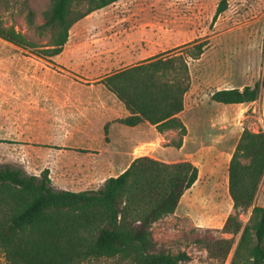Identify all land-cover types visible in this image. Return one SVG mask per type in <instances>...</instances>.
<instances>
[{"label":"rangeland","instance_id":"1","mask_svg":"<svg viewBox=\"0 0 264 264\" xmlns=\"http://www.w3.org/2000/svg\"><path fill=\"white\" fill-rule=\"evenodd\" d=\"M219 1L120 0L77 22L63 53L52 60L40 58L0 38V110L4 116L14 111L23 117V112L26 115L30 112L29 119L57 126L39 127L41 132H37V136L52 138L55 134L51 131H58L60 120L56 119L55 112L48 115L45 104L41 107L33 104L35 110L29 111L28 102L34 101V96L45 90V82L58 79L78 85L83 110L78 137L75 136L73 142L86 148L54 152L70 166L68 171H59L58 178L78 185L79 191L93 190L124 169L114 163L128 164L144 155L189 160L197 165L199 178L186 191L175 214L153 228L155 237L171 247L174 253L187 251L192 257L190 264H216L198 241L231 237L218 231L234 212L228 189L229 162L245 128L264 131V86L259 99L252 103L229 105L211 99L217 90L242 89L261 81L264 0H229L228 9L213 22ZM50 4L51 0H0V15L6 25H13L45 43L50 34L39 35L38 27L44 23V11ZM200 42L206 44L202 54L198 58L187 57L192 84L182 114L188 128L183 148L176 147L177 131H165L161 137L156 130L142 126H122L117 135L108 131L106 139L101 125L103 114L87 117L85 101L96 89L104 87L100 84L104 77L156 55L185 53ZM65 86L51 87L50 96L64 95L62 92L66 90L71 94L73 88L70 84ZM23 120L30 122L22 118L15 122H21L23 126ZM1 122L5 125L7 121ZM9 144L8 141L0 144V166L23 168L28 174L45 169L44 166L26 169L23 163L6 162L8 155L14 154L9 150ZM39 153L31 154L39 156ZM103 159H109L111 166L100 168L98 164ZM261 183L255 203L264 206V179ZM249 215L242 216L245 222ZM235 260L234 248L226 264H245ZM0 264H8L1 249ZM87 264L129 263L118 258H100Z\"/></svg>","mask_w":264,"mask_h":264},{"label":"trees","instance_id":"2","mask_svg":"<svg viewBox=\"0 0 264 264\" xmlns=\"http://www.w3.org/2000/svg\"><path fill=\"white\" fill-rule=\"evenodd\" d=\"M118 1L51 0L38 27L39 35L50 34L45 43L6 25L0 15V38L52 60L63 52L77 22ZM228 7L229 0H220L213 22ZM205 46L200 42L185 53L156 55L104 77L101 83L130 113L117 122L133 127L147 121L160 133L177 131L176 147L181 148L188 128L180 113L192 84L187 57L198 58ZM263 86L264 70L254 85L220 89L211 99L224 104L255 102ZM228 174L234 212L218 231L231 237L198 242L216 264H226L234 248L235 261L264 264V206L255 203L264 177V131L243 130ZM198 178L199 168L189 160L165 162L144 155L118 176L107 178L102 188L72 191L55 187L48 169L34 175L0 166V249L8 264H87L100 258L190 264L187 251L174 253L155 237L153 228L175 214ZM248 214L245 222L242 216Z\"/></svg>","mask_w":264,"mask_h":264},{"label":"crops","instance_id":"3","mask_svg":"<svg viewBox=\"0 0 264 264\" xmlns=\"http://www.w3.org/2000/svg\"><path fill=\"white\" fill-rule=\"evenodd\" d=\"M63 53V52H62ZM57 57V56H56ZM43 86L45 90L42 92H39L36 96H34V101H29L28 104V110L33 111L35 110V105L33 104H39L41 107L42 104L46 105L45 111L48 113V115H51V113H56V119L60 120V125H58L59 129L56 132L51 131L54 136L52 138H42L41 136H37V132H41L38 128L39 127H45L50 126L52 128H55L57 126H51L49 123H41V122H35V119H29V115L25 112L22 113L23 117L19 116L18 113H15L14 111L12 113L7 112L6 116L3 115L2 111L0 110V144L3 141L10 142L9 144V150L12 151L14 154L11 156L8 155V159L6 162L12 163V162H19L24 164V168H37L44 166L43 168L48 169L50 172V178L52 180V183L55 187L59 189H67L72 191H79L76 189L78 185H75L74 183H70L69 180H65L62 178H58L57 174L59 171H66L69 170V163L64 161L63 159L57 157V155L54 152H69L74 151L76 148H86L85 146L78 147L77 145L79 143L73 142L75 139V136L78 137V132L80 129V114L83 110L82 107H80V98L78 96V85L77 83H73L71 81H61V80H53L48 81L44 83ZM47 84H51V87L54 88H65V85L70 84L71 88H73L71 94L66 90L64 95H56L54 97L50 96L49 89ZM104 87H100L94 91V94L92 97L88 98L85 103L87 106L85 107L87 117L95 115V114H103V120H102V128L107 126L108 131L114 134H118V131L123 127H131L127 126L125 124L117 122V119L119 118H126L130 115L129 111L126 109L124 103L120 101L114 93L109 91L103 83H100ZM45 94L44 96L41 94ZM75 94V96L73 95ZM38 99V101H37ZM33 102V103H32ZM252 103V102H251ZM243 104V103H242ZM49 105H52V108L49 107ZM229 105H240V104H229ZM186 107V104H185ZM185 112V109L183 112L180 113V117L182 118V114ZM12 114V115H10ZM28 117V118H26ZM27 119L30 120V122H25L24 125H28L27 128L24 127V125H21V122L17 123L15 120L18 119ZM89 118L86 119V122ZM6 120V124L4 125L1 121ZM12 121V122H9ZM111 123V124H110ZM34 125H38L36 128ZM84 127V124H82ZM137 126L142 127H149L153 130H156V126L150 124L149 122H142L138 124ZM134 127V126H133ZM85 128V127H84ZM170 132H174V130H169ZM157 135L163 136V133L156 132ZM106 137L108 135V132L106 133ZM46 135V134H45ZM59 135L60 138L56 139L55 137ZM108 138V137H107ZM106 138V139H107ZM237 145V144H236ZM236 147V146H235ZM42 148V149H37ZM183 148V146H182ZM39 150V151H38ZM235 150V149H234ZM32 152H40L39 156H32ZM51 153V154H49ZM233 154V153H232ZM151 157H154L156 159L165 161V162H177L182 160H173V158H162L160 156H154L150 155ZM232 157V156H231ZM12 158V159H9ZM109 159H103L99 162L98 166L100 168L104 167H110L111 163L109 162ZM131 163V162H130ZM130 163L126 162H116L114 163V166L121 167L124 169L119 173L121 174L129 165ZM4 166V165H3ZM59 168V170H57ZM23 169V168H22ZM44 169V170H45ZM41 171L37 173H33L34 175H40ZM112 175V176H118ZM109 176V177H112ZM65 177V176H64ZM108 177V178H109ZM264 179V177H263ZM106 181V180H105ZM105 181L100 183L97 186V189H100L103 187ZM263 181V180H262ZM262 184V183H261ZM261 186V185H260ZM94 189V190H97ZM257 197V196H256Z\"/></svg>","mask_w":264,"mask_h":264}]
</instances>
